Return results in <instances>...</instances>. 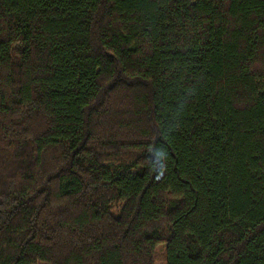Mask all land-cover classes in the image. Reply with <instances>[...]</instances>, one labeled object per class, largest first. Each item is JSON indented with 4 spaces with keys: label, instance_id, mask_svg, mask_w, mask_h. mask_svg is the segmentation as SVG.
Returning a JSON list of instances; mask_svg holds the SVG:
<instances>
[{
    "label": "trees",
    "instance_id": "16d2710c",
    "mask_svg": "<svg viewBox=\"0 0 264 264\" xmlns=\"http://www.w3.org/2000/svg\"><path fill=\"white\" fill-rule=\"evenodd\" d=\"M264 264V0H0V264Z\"/></svg>",
    "mask_w": 264,
    "mask_h": 264
},
{
    "label": "rangeland",
    "instance_id": "374dc122",
    "mask_svg": "<svg viewBox=\"0 0 264 264\" xmlns=\"http://www.w3.org/2000/svg\"><path fill=\"white\" fill-rule=\"evenodd\" d=\"M155 264H166L162 252L157 255Z\"/></svg>",
    "mask_w": 264,
    "mask_h": 264
}]
</instances>
